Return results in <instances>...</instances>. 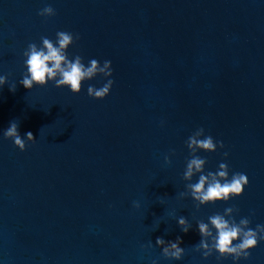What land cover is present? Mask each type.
Returning <instances> with one entry per match:
<instances>
[{"label":"water","instance_id":"obj_1","mask_svg":"<svg viewBox=\"0 0 264 264\" xmlns=\"http://www.w3.org/2000/svg\"><path fill=\"white\" fill-rule=\"evenodd\" d=\"M46 5L54 16L37 15ZM58 31L79 36L70 60H109L112 75L78 94L25 89L28 44ZM0 76V264H234L194 249L197 222L234 206L236 223L264 225V0H0ZM108 79L105 98L87 95ZM12 121L24 151L4 137ZM200 127L224 145L197 151L204 174L227 163L248 184L197 207L186 185L199 174L183 173ZM157 237H180L182 258H165ZM248 251L235 264H264V241Z\"/></svg>","mask_w":264,"mask_h":264},{"label":"clouds","instance_id":"obj_2","mask_svg":"<svg viewBox=\"0 0 264 264\" xmlns=\"http://www.w3.org/2000/svg\"><path fill=\"white\" fill-rule=\"evenodd\" d=\"M37 15L54 16L55 10L50 5H46ZM78 39L79 36H74L71 32L58 31L55 42L42 36L41 46L29 43L23 53L26 57L24 64L27 71L19 80V84L23 85L25 89H31L34 85L45 86L49 81H54L55 87H67L73 94H78L83 81L91 80L98 74L110 77L112 69L109 60H105L101 66L96 59H92L88 66H85L79 55L71 60L68 58L67 48L74 43V40ZM5 83L6 77L0 76V86ZM112 84L113 80L108 79L99 89L89 85L87 95L93 99H103L109 94ZM15 90V84L9 86V91L14 92ZM4 137L12 139L14 146L20 151L25 150V141L21 138L18 125L14 121L10 122V126L4 132ZM25 137L27 141L34 140L31 132L25 133ZM185 143L191 158L186 162L183 179L190 181L194 175L199 174L198 182L186 185L187 193L197 203V207L218 201L227 202L242 194L243 188L248 184L247 176L244 173H233L229 179L227 163H220L215 173L209 171L204 174L206 159L196 155L198 150L214 152L217 147L223 148L222 141L214 142L210 135H204V129L200 127L188 137ZM172 154H174V150ZM223 155L227 157L228 153L225 152ZM164 160L165 163H170L168 155H165ZM185 194L182 192L180 196L183 197ZM133 206L138 207L135 202ZM234 211H238V209L231 206L224 209L223 215L217 213L209 216L207 223L197 222L201 239L193 247L196 251H202L204 258L209 257L215 250L219 254L217 259L231 256L235 264V261L241 258L248 259L250 255L248 250L254 248L258 241H264V225L257 224L253 230L248 227L250 223L248 218H242L239 223H236L231 216ZM177 223L184 233H187L191 227L182 216L178 218ZM213 229L215 235H213ZM237 240L239 242L234 244L233 242ZM180 243V237H177L175 242H166L162 237H157L155 242L156 246L162 247V255L165 258L174 260H180L184 253V249L179 246ZM149 247H151V243H149Z\"/></svg>","mask_w":264,"mask_h":264}]
</instances>
